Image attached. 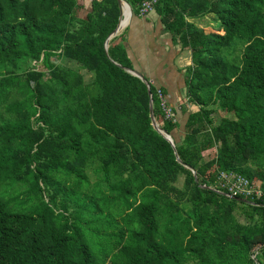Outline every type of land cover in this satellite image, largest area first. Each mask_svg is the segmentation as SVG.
Wrapping results in <instances>:
<instances>
[{"label": "trees", "instance_id": "1", "mask_svg": "<svg viewBox=\"0 0 264 264\" xmlns=\"http://www.w3.org/2000/svg\"><path fill=\"white\" fill-rule=\"evenodd\" d=\"M154 6L191 53L180 134L125 32L106 50L117 0H0V264H264V0ZM220 173L263 195L231 197Z\"/></svg>", "mask_w": 264, "mask_h": 264}, {"label": "crops", "instance_id": "2", "mask_svg": "<svg viewBox=\"0 0 264 264\" xmlns=\"http://www.w3.org/2000/svg\"><path fill=\"white\" fill-rule=\"evenodd\" d=\"M86 10L87 6L82 11L86 13ZM191 20L200 29L219 26L214 15ZM123 32L125 46L136 71L164 91L169 107L174 109L178 118L177 134L184 133L190 113L198 110V106L188 104L187 99L186 69L192 65L191 53L174 44L155 9L146 15L133 13L120 34ZM184 110H187L186 114L182 113Z\"/></svg>", "mask_w": 264, "mask_h": 264}, {"label": "built area", "instance_id": "3", "mask_svg": "<svg viewBox=\"0 0 264 264\" xmlns=\"http://www.w3.org/2000/svg\"><path fill=\"white\" fill-rule=\"evenodd\" d=\"M156 0H145L142 3L140 13L142 15L148 14L150 11L155 9ZM159 91L160 98L162 100V108L166 113L167 118H174V113L172 109L169 107L167 99L163 97L161 90ZM219 181L222 187L229 193L231 196H244V197H251L256 196L260 198L263 193L260 189V186H256L252 183L248 178L234 173H220L218 175Z\"/></svg>", "mask_w": 264, "mask_h": 264}, {"label": "water", "instance_id": "4", "mask_svg": "<svg viewBox=\"0 0 264 264\" xmlns=\"http://www.w3.org/2000/svg\"><path fill=\"white\" fill-rule=\"evenodd\" d=\"M117 1L120 4L121 10H122V15H121V17H119L118 25H117V28L115 29V32L109 37V39L106 42V50L107 51H108V48H109V42H110V40L113 39L114 37L118 36L124 30V28L126 26V25L123 26V24H122L123 20L125 19V13H124L125 10L126 9H130V13H131V15H133V9H132L131 5L126 0H117ZM127 70L131 74L139 77L140 79H142V80L145 79L144 76L140 72H138L136 70H133V69L132 70L127 69ZM150 84H151L150 82H147V85H148L149 89H150ZM151 118H152V127L157 132H159L160 134H162L164 136V138L172 145V147H174V143H173V140H172L171 136L169 134H167L166 132H164L163 130H161L159 128V126L157 125V121H156L155 116H154L153 103H151ZM189 169L193 171L192 168H189ZM193 173H194L195 176H197V174H196L195 171H193ZM231 197H233V196H231ZM239 200L240 201H244L245 203H250L251 204V202H249L247 200H244V199H239Z\"/></svg>", "mask_w": 264, "mask_h": 264}, {"label": "rangeland", "instance_id": "5", "mask_svg": "<svg viewBox=\"0 0 264 264\" xmlns=\"http://www.w3.org/2000/svg\"><path fill=\"white\" fill-rule=\"evenodd\" d=\"M90 1L91 0H83V3H85L86 5H88L89 3H90ZM87 77H89V75H87ZM217 119V118H216ZM215 119V120H216ZM179 130V129H178ZM207 155L209 156H212L213 155V152H208L207 153ZM55 177L57 178V181H64V179H67V176H66V174H64V173H57V174H55ZM256 184L258 185V186H260V185H262V182L260 181V180H258L257 182H256ZM6 186H4V187H2V188H5ZM46 200H48V198L46 197ZM19 206H20V204L17 202V201H15L12 205H11V208L13 209V210H15V211H17L18 210V208H19ZM31 207H32V205L31 204H28V210L29 209H31ZM89 229H90V225H89ZM88 239V241H90L91 242V240H90V238H87ZM93 244H94V241H93Z\"/></svg>", "mask_w": 264, "mask_h": 264}, {"label": "bare ground", "instance_id": "6", "mask_svg": "<svg viewBox=\"0 0 264 264\" xmlns=\"http://www.w3.org/2000/svg\"><path fill=\"white\" fill-rule=\"evenodd\" d=\"M124 13H125V19L122 22L123 26L128 24V20H129L130 15H131L130 9H126Z\"/></svg>", "mask_w": 264, "mask_h": 264}]
</instances>
